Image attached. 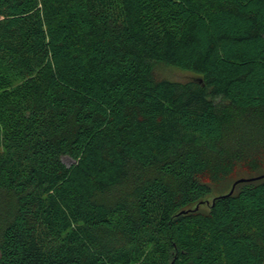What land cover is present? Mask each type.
<instances>
[{
  "label": "trees",
  "instance_id": "16d2710c",
  "mask_svg": "<svg viewBox=\"0 0 264 264\" xmlns=\"http://www.w3.org/2000/svg\"><path fill=\"white\" fill-rule=\"evenodd\" d=\"M263 164L264 0H0V264H264Z\"/></svg>",
  "mask_w": 264,
  "mask_h": 264
},
{
  "label": "rangeland",
  "instance_id": "374dc122",
  "mask_svg": "<svg viewBox=\"0 0 264 264\" xmlns=\"http://www.w3.org/2000/svg\"><path fill=\"white\" fill-rule=\"evenodd\" d=\"M158 76L159 77H161V78H164V79H168V80H172V81H180V82H184V81H188V80H190V79H192V78H194L195 77V75L193 74V73H189V72H183V71H180V70H178V69H176V68H169V67H162V68H160L159 70H158ZM63 162L66 164V165H70L71 163H72V161H71V159H69V158H67V157H64L63 158ZM262 166H264V164L262 165ZM263 169H264V167H263ZM245 175V174H244ZM264 175V174H263ZM229 179H231V177L230 178H225V179H223L222 180V184H224V182H226V181H228ZM237 180H239V179H237ZM236 180V181H237ZM236 181H234L233 183H232V185L236 182ZM228 183V182H227ZM219 185H221L220 183H219ZM232 185H231V189H232ZM225 186V185H224ZM220 187H222V186H220ZM226 187H223V190L221 191V192H223V191H226ZM231 191V190H230ZM219 191L218 190H214V192L213 193H210L208 196H207V198H206V200L203 202V203H201V204H199V205H197L196 207H195V209L196 208H201V209H206V208H208V206H209V204H210V202L212 201V199H213V197H215V196H218L219 195Z\"/></svg>",
  "mask_w": 264,
  "mask_h": 264
},
{
  "label": "water",
  "instance_id": "95a60500",
  "mask_svg": "<svg viewBox=\"0 0 264 264\" xmlns=\"http://www.w3.org/2000/svg\"><path fill=\"white\" fill-rule=\"evenodd\" d=\"M263 177H264V175L259 176V177L254 178V179L263 178ZM248 180H251V179H239V180H237V181L232 185V189H231V191L229 192V194H231V193L233 192L234 186H235L236 184L241 183V182H244V181H248ZM196 209H197V208H196Z\"/></svg>",
  "mask_w": 264,
  "mask_h": 264
}]
</instances>
